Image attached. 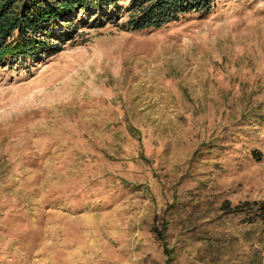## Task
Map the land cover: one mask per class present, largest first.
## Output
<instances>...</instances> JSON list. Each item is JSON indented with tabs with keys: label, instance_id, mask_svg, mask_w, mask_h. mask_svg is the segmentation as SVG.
I'll use <instances>...</instances> for the list:
<instances>
[{
	"label": "rangeland",
	"instance_id": "374dc122",
	"mask_svg": "<svg viewBox=\"0 0 264 264\" xmlns=\"http://www.w3.org/2000/svg\"><path fill=\"white\" fill-rule=\"evenodd\" d=\"M127 6L0 63V264H264L221 207L264 200V0L143 32Z\"/></svg>",
	"mask_w": 264,
	"mask_h": 264
},
{
	"label": "trees",
	"instance_id": "16d2710c",
	"mask_svg": "<svg viewBox=\"0 0 264 264\" xmlns=\"http://www.w3.org/2000/svg\"><path fill=\"white\" fill-rule=\"evenodd\" d=\"M222 0H0V63L9 58L50 57L62 51L63 36H51L54 29L77 26V15L92 9H124L132 32L160 30L180 18L209 13ZM102 22L98 27H101ZM54 35V34H53ZM132 137L139 136L129 127ZM260 159V158H259ZM222 209L241 217V223L264 229V200L224 201Z\"/></svg>",
	"mask_w": 264,
	"mask_h": 264
}]
</instances>
